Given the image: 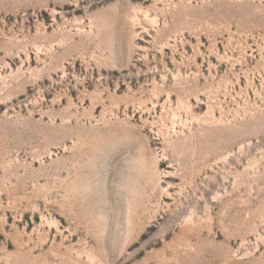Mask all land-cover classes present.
I'll use <instances>...</instances> for the list:
<instances>
[{"label": "rangeland", "instance_id": "rangeland-1", "mask_svg": "<svg viewBox=\"0 0 264 264\" xmlns=\"http://www.w3.org/2000/svg\"><path fill=\"white\" fill-rule=\"evenodd\" d=\"M0 264H264V0H0Z\"/></svg>", "mask_w": 264, "mask_h": 264}]
</instances>
